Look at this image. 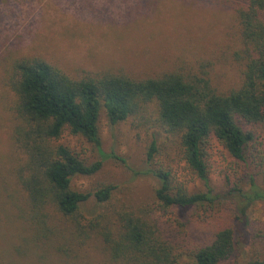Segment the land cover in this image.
<instances>
[{"label": "rangeland", "instance_id": "1", "mask_svg": "<svg viewBox=\"0 0 264 264\" xmlns=\"http://www.w3.org/2000/svg\"><path fill=\"white\" fill-rule=\"evenodd\" d=\"M237 1L0 0V264H115L108 260L90 228H86V237L76 233L74 226L52 208L48 210V224L56 235L35 244L28 224L19 218L22 192L12 174L18 158L11 137L14 64L40 58L75 78L103 72L134 78L177 69L205 72L213 87L228 90L239 81L233 59L238 36L234 16ZM152 125L150 122L144 127L134 120L111 126L105 114H100L101 149L122 161L106 159L96 174L73 179L72 186L78 191L113 188L108 202L89 201L83 224L98 214L111 217L125 208H146L163 224H176V212L161 209L154 199L157 182L148 174L151 169L169 172L174 191L196 193L204 189L182 160L176 139L157 133L158 153L152 163H147L146 129L150 126L147 130L151 133ZM57 143L87 164L100 161L92 144L67 130ZM204 151L208 182L218 196L217 205L191 214L186 221V254L210 241L218 228L238 223L231 213L232 189L248 188L250 179L264 187V131L255 130L244 163L233 159L213 138ZM243 221L244 232L238 235L243 240L245 235H252L259 259L264 261V201H256Z\"/></svg>", "mask_w": 264, "mask_h": 264}, {"label": "trees", "instance_id": "2", "mask_svg": "<svg viewBox=\"0 0 264 264\" xmlns=\"http://www.w3.org/2000/svg\"><path fill=\"white\" fill-rule=\"evenodd\" d=\"M234 16L238 36L233 59L239 81L228 90L213 87L205 72L177 69L144 78L103 72L75 78L40 58L14 64L11 137L18 158L12 174L22 192L19 218L31 229L33 244L56 235L48 224L52 208L76 233L86 237L90 228L115 264H264L254 237L239 236L248 209L264 201V187L253 179L248 188L229 192L232 218L238 223L218 228L210 241L190 254L185 248L188 218L217 205L218 196L208 182L204 151L208 141L215 139L233 159L244 163L255 130L264 131V0H238ZM102 112L111 126L134 120L144 127L153 123L151 133L150 126L146 129L149 164L158 153L157 133L176 139L182 160L204 186L196 193L174 191L169 172L148 170L157 182L156 203L176 212V224H163L146 208H125L111 217L101 213L82 223L89 201L108 202L113 188L78 191L73 179L96 174L106 159L122 161L101 149ZM65 130L92 144L100 161L87 164L58 144Z\"/></svg>", "mask_w": 264, "mask_h": 264}]
</instances>
